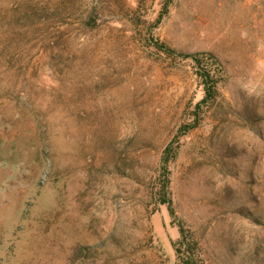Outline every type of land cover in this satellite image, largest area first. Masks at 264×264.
<instances>
[{
  "label": "rangeland",
  "instance_id": "374dc122",
  "mask_svg": "<svg viewBox=\"0 0 264 264\" xmlns=\"http://www.w3.org/2000/svg\"><path fill=\"white\" fill-rule=\"evenodd\" d=\"M177 249L264 264V0H0V264Z\"/></svg>",
  "mask_w": 264,
  "mask_h": 264
},
{
  "label": "trees",
  "instance_id": "16d2710c",
  "mask_svg": "<svg viewBox=\"0 0 264 264\" xmlns=\"http://www.w3.org/2000/svg\"><path fill=\"white\" fill-rule=\"evenodd\" d=\"M157 45L159 46V48H162L167 52L173 51V49H170L168 46L162 43L159 44L157 42ZM183 56L194 58V60H196L198 66L200 67L199 74L205 86V93H206L204 99L207 100V98L211 97L214 93V89H213L214 84H212V80H211L212 77L211 69H210L211 67H209L208 65H204L202 59L198 57V54L183 53ZM176 151H177V145H174V141L169 142L163 149L159 163L160 171H159V188L157 190V203L166 204L168 206V210L171 216L175 215V210L173 207L172 199L170 196V189H169L170 164L176 155ZM179 227H180L181 239L178 242L186 243L187 242L186 235L184 233L185 229L183 225H179ZM174 244L176 245L177 241L174 242ZM177 264H198V263L193 257L185 258L181 256L179 249H177Z\"/></svg>",
  "mask_w": 264,
  "mask_h": 264
}]
</instances>
